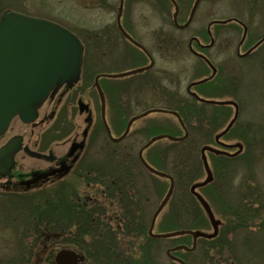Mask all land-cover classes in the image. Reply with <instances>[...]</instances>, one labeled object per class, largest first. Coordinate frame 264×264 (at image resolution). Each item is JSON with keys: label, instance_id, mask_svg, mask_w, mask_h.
Wrapping results in <instances>:
<instances>
[{"label": "rangeland", "instance_id": "1", "mask_svg": "<svg viewBox=\"0 0 264 264\" xmlns=\"http://www.w3.org/2000/svg\"><path fill=\"white\" fill-rule=\"evenodd\" d=\"M171 1L0 0V17L7 10H16L50 18L77 33L87 51L80 89H86L96 73L106 74L97 81L100 100L96 103L98 133L94 137L98 152L94 150L97 145L91 146L67 175L43 189L33 188L19 193L20 197L0 195V264H55V256L49 260L47 254L50 249L56 253L62 248L81 253L84 258L80 264H180L173 260V255L182 258L185 264L257 263L258 243L262 240L258 226H264V0H200L191 24L183 32L172 25ZM176 2L181 9L179 20L184 22L195 0ZM118 9L121 17L117 22ZM100 31H105L106 38L100 33L101 37L96 36ZM128 33L149 49L155 66L129 77L114 76L148 62L143 51L125 37ZM117 35L120 36L116 42ZM192 35L208 44L215 41L203 51L216 67L187 51ZM179 39L182 46H178ZM258 40V47L248 52ZM98 44L106 54L94 64L91 60L98 52ZM210 74L213 77L196 83L193 88V93L202 98L191 96L188 84ZM137 94L146 101L143 98L139 101ZM226 101L237 102L240 112L229 137L224 140L240 141L244 148L234 162L209 151L208 161L214 176L209 185L199 190L206 197L205 204L190 192V186L194 182L198 184L207 174L205 162L203 166L200 159L201 145L213 144L214 135L235 112L233 105L219 104ZM173 106L190 112L192 118L186 122L190 131L188 139L192 136L195 143L187 138L179 139L184 130V135L187 134L186 127L178 116L168 111L140 117L125 139L111 140L127 130L131 115L150 108ZM53 109L56 102L44 103L31 123L14 117L5 138L11 133H22L31 145L34 139L44 143L52 141L58 154L64 152L69 145L64 138L84 128L85 114L78 112L76 104L63 105L51 116ZM199 116L203 119L196 124L195 118ZM198 126L200 136L193 133ZM157 134L166 136L157 139L148 154H158L161 159L148 164L171 175L183 172L184 168L191 173H187L189 180L174 185L172 197L154 224V235L178 229L212 234L211 213L219 219L217 233L210 237L201 234L191 250L174 248V244L191 247L190 235L177 237L173 242L166 240L169 236L148 235L151 219L171 186L168 179L143 166L138 157L142 144ZM199 137L202 140L198 145ZM56 139L59 141L55 142ZM17 157L22 170L42 164L41 160L25 156L23 152ZM122 169L130 173L125 176ZM247 183L253 188L246 190ZM251 191L256 192L254 197L258 200L254 205L262 212L260 218H249V223L244 225L235 224L234 206L240 205V195ZM77 201L87 206L89 214L80 215V226H67L70 230L62 238L48 241L45 247L39 237L45 225L36 226V223L41 218L48 219L52 226L56 222L51 212L53 206L61 204L63 208ZM63 221L66 218L60 222ZM146 235L151 239L147 240Z\"/></svg>", "mask_w": 264, "mask_h": 264}, {"label": "water", "instance_id": "2", "mask_svg": "<svg viewBox=\"0 0 264 264\" xmlns=\"http://www.w3.org/2000/svg\"><path fill=\"white\" fill-rule=\"evenodd\" d=\"M197 3L198 0L188 22ZM82 53L83 45L78 36L63 25L18 11H6L0 18V133L6 130L16 115L25 122L35 120L39 106L51 89L64 82H76L80 76ZM133 119L130 120L128 129ZM156 138L158 137L150 142ZM19 148L20 137H15L0 150V174L9 171L13 155ZM143 162L154 172L166 175L151 168L144 160ZM171 191L172 188L154 214L150 233L156 215L168 200ZM191 233L197 235L195 232ZM82 258L74 250L61 249L55 256V263L78 264Z\"/></svg>", "mask_w": 264, "mask_h": 264}, {"label": "flooded vegetation", "instance_id": "3", "mask_svg": "<svg viewBox=\"0 0 264 264\" xmlns=\"http://www.w3.org/2000/svg\"><path fill=\"white\" fill-rule=\"evenodd\" d=\"M180 10L181 9L179 8V12ZM104 32L100 31L96 36H99L100 33L104 38H106L105 35H103ZM118 36L120 35L114 36V40L116 39V42ZM96 48V52H98L91 60L94 64H97L101 55L106 54V50H101L102 47L100 44H98ZM82 60V75L84 76L87 62L86 48ZM139 66L137 65L136 67ZM98 74L99 73L95 74L92 83L87 87L88 89H80L79 86L82 78L72 84L64 82L59 87H54L50 92L48 99L45 101L48 105L52 102H56V109L50 111L51 116L57 111V108L59 109V107L61 108L63 105L68 106L69 104H76L78 112L80 114H85L84 128L81 131H73V134L67 135L64 138V140H66L69 144L64 152L58 154L53 149L52 141L44 143L40 139H34L33 145H31L29 141L25 140V136L22 133H11L7 138H5V132L0 133V149L12 137L19 135L22 137L21 147L14 154V163L11 169L8 173H6V175H0L1 196L9 195L20 197L19 193L29 192L33 188L43 189L42 187H46L49 184L58 181L61 177L67 175L72 170L76 161H79L81 157L86 156V153L91 146L94 148V146L97 145L94 150L98 152V143L94 137V134L98 133L95 129L96 125L98 126V121H96V119L99 113V108H97L96 103L100 100L97 83L98 80L96 79ZM93 75L94 73L92 72V76ZM130 84L131 82L126 85L127 90L130 87ZM91 87L92 89H90ZM92 91L95 93L96 97H93L94 94ZM58 141V139L55 140V142ZM30 150L34 151L35 154L31 153ZM20 152H23L25 156L30 158L41 160L42 164L40 166L30 167L28 170H22L18 165L17 157ZM3 159H5V157H3Z\"/></svg>", "mask_w": 264, "mask_h": 264}, {"label": "trees", "instance_id": "4", "mask_svg": "<svg viewBox=\"0 0 264 264\" xmlns=\"http://www.w3.org/2000/svg\"><path fill=\"white\" fill-rule=\"evenodd\" d=\"M175 109L180 112V114L184 118L185 122H187L188 121L187 113H185L184 110H182L178 106H176ZM196 119H198L200 121L202 118L197 117ZM196 130L197 131H194L193 133L196 132V134H198V136H200L201 133L199 132V127H197ZM186 140H188V141L192 140L191 143H195V141H196V139L193 140L192 136L189 137V139L187 138ZM200 140H202V139L199 137L197 140L198 145H199ZM221 157H223L225 160L226 159L227 160L232 159V162H234L235 160L238 159V156H232V157L221 156ZM185 165L187 166V164H185ZM122 171H124V169H122ZM124 173H125V176H127V174H129L130 172L126 170V171H124ZM187 173H191V170H188V168L187 169L184 168L183 172L177 171L176 173L175 172L173 173L172 176H174L175 180L177 179L178 176L180 179V181L179 180L176 181V186L178 185L177 182L182 183V182H186L187 180L190 179V178H188L189 174H187ZM245 187H246V190L253 188L251 185H249V183L245 184ZM255 193H253L251 191L250 194H247L244 196L240 195V198H239L240 199V205L234 206V212H235V217H236V223L235 224L244 225L249 220V218H253V217L254 218L255 217L260 218V215L262 212H261L260 208L257 207L258 208L257 209L256 206L254 205V202H256V200H258L256 197H254ZM241 201H242V204H241ZM248 201H250V202H248ZM61 202L62 201H58L57 203H61ZM60 205L61 204H59L58 206L54 205L52 210H51V212H53V215H55L54 216L55 219H53V220H55L58 223L53 221L52 226H51L48 219L44 220L41 217H40L41 219H39V221L36 223V226L45 225V226H43L42 231L39 233L40 240L44 241L45 247H46V244L48 243V241L56 242V241H58V238H62V236L65 235V231L70 230V229H67V226H74V225L80 226L82 224V222H81L82 216H80V215H83V213L89 214L87 206H85V204H80L79 201H77L76 203L75 202L71 203V204H69L63 208ZM79 209H82V211L79 212ZM41 214H43V213H41ZM251 215H253V216H251ZM70 216L74 217L75 219H72V217H71V219H72L71 220ZM63 218H66V221L60 222ZM247 223H249V222H247ZM262 223H264V220ZM140 227H143V226H140ZM258 228H259L258 233H261L262 240H261V243L260 242L258 243V247H259L258 251L259 252L257 253V255L260 254V256H258V261L256 264H264V256H263L264 255V248L262 247V246H264V226H258ZM146 238H147V240L151 239V237H149L148 235H146ZM175 238H177V237L167 238L166 240H172V242H173V239H175ZM70 241L74 242L73 239ZM174 246H176V244H174ZM255 246H256V244H255ZM43 251L45 253H47L45 250H43ZM235 251L237 252V249H235ZM54 253L55 252L50 249V252H48V254H47V257L49 260H53ZM174 253H176V251ZM105 257L107 258L109 256H105ZM176 257H178V256H176ZM116 264H123V263L122 262H116ZM229 264H239V263H237L236 261H232Z\"/></svg>", "mask_w": 264, "mask_h": 264}, {"label": "crops", "instance_id": "5", "mask_svg": "<svg viewBox=\"0 0 264 264\" xmlns=\"http://www.w3.org/2000/svg\"><path fill=\"white\" fill-rule=\"evenodd\" d=\"M207 76V75H206ZM196 87V86H195ZM227 109V108H226ZM187 113V115H188V118L189 119H191L192 118V116H191V114H190V112L189 111H187L186 112ZM223 114H224V112H222ZM234 117V114L232 115V118ZM224 118V117H223ZM222 118V119H223ZM231 118V119H232ZM196 119V118H195ZM221 119V115L219 116V120ZM231 119H229V121L231 120ZM196 120H198V119H196ZM195 120V121H196ZM228 121V122H229ZM218 122V121H217ZM226 125V124H225ZM224 125V126H225ZM224 126L222 127V128H224ZM221 128V129H222ZM230 133H231V131L229 132V134L228 135H230ZM149 134H151V133H149ZM183 134H184V131H183ZM151 136V135H150ZM156 143V141H154L150 146H148V147H146L145 149H144V152H143V155H144V158H145V160L147 161V162H149V161H158V160H160L161 159V157H160V155H158V154H155V155H153V156H151V155H149L148 154V151H149V149L151 148V146L153 145V144H155ZM158 168V167H157Z\"/></svg>", "mask_w": 264, "mask_h": 264}, {"label": "bare ground", "instance_id": "6", "mask_svg": "<svg viewBox=\"0 0 264 264\" xmlns=\"http://www.w3.org/2000/svg\"><path fill=\"white\" fill-rule=\"evenodd\" d=\"M158 82V81H157ZM150 82L148 81V83L147 84H149ZM157 84V83H156Z\"/></svg>", "mask_w": 264, "mask_h": 264}]
</instances>
